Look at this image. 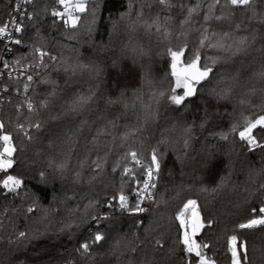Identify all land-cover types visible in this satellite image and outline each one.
<instances>
[{
	"label": "snow or ice",
	"instance_id": "1",
	"mask_svg": "<svg viewBox=\"0 0 264 264\" xmlns=\"http://www.w3.org/2000/svg\"><path fill=\"white\" fill-rule=\"evenodd\" d=\"M33 2L15 0L13 12L23 18V5ZM56 2L64 11L54 9L51 15L62 21L65 31L61 35L69 43L60 46L68 55H54L43 44L34 45L29 57L15 61L16 65L27 61L15 78L10 71L6 79H0V113L5 105L13 109L7 121L0 115V172L24 163L23 155L40 145L35 153L39 163L30 169L35 182L32 189L24 174H9L0 181V195L27 203L26 212L35 216L37 225L31 232L19 231L14 241L8 240L9 244L22 246L25 241L48 235L57 226L59 232L70 235L94 228L89 232L90 239L76 249L86 260L91 259L93 247L102 243L110 244L113 255L137 253L138 249L130 247L120 234L115 223L117 213L137 216L148 211L144 201L153 198L151 189L157 187L162 166L170 155L182 172L193 165V180L197 179L196 172L209 170L217 145L205 138L197 149L198 129L221 141L238 137L242 150L259 151L261 166H249L247 182L255 189L249 196L264 197V0H126L125 9L117 17L109 16L106 43L94 39L98 23L103 24L100 0H78L71 10L69 0ZM38 15H27V19ZM82 16L88 19L82 20ZM10 23L15 33L24 32L22 23L15 19ZM8 27H0V35L8 33ZM36 31L37 38L42 39L39 28ZM8 35L11 38L12 34ZM142 36L148 37V44L142 42ZM14 43L19 45L22 40L15 39ZM85 45L90 50L88 55L81 51ZM252 52L259 53L260 70L249 77L250 65H246L245 58ZM156 55L169 59L167 87L164 80L157 82L151 76ZM125 62H129V72L138 67L142 73L140 87L132 91L121 81ZM10 67L3 63L4 69ZM109 68L116 73L114 77ZM71 83L77 86L71 88ZM58 101L60 112L52 119H70L61 133L44 146L38 135L45 123L40 117ZM218 118L231 120L228 132L211 131ZM109 164L112 174H119L121 186L102 202L92 189L97 184L108 186L105 172ZM125 178L142 182L135 191V202L124 192L128 183ZM57 183L59 195H55ZM223 185L222 178L217 187ZM48 192L53 193L52 199L44 204L41 194ZM103 207L109 211L102 214ZM189 207L195 209L196 201L188 200L184 209ZM183 217V211L176 217L184 229L180 240L182 264H216L205 254L209 245L194 238L203 227L199 212H194L191 234ZM237 227H264V199ZM230 242L231 264H241L240 249L246 251V245L238 244L236 235ZM155 245L164 246L160 239ZM126 264H137L135 256ZM140 264L153 262L144 259Z\"/></svg>",
	"mask_w": 264,
	"mask_h": 264
},
{
	"label": "trees",
	"instance_id": "2",
	"mask_svg": "<svg viewBox=\"0 0 264 264\" xmlns=\"http://www.w3.org/2000/svg\"><path fill=\"white\" fill-rule=\"evenodd\" d=\"M12 4L13 0H0V24L8 19ZM91 7L92 5L89 4V8ZM125 7L126 0H100L99 11L103 18V24L98 23L97 25V34L94 36L97 43L107 42L109 16L117 17ZM54 9L58 10L56 0H34L32 4H28L27 14L37 13L39 15L38 18L34 16L32 20L26 18L25 30L17 38L21 39L22 43L14 46L13 58L15 61L21 57H29L33 46L40 44H43L54 55H60L62 52L65 56L68 55L60 46L69 42L61 35L65 31L61 26L62 21L51 15ZM84 19H88V17L82 16V20ZM37 28H39V36L42 39L37 38ZM141 40L148 44V37L142 36ZM256 47H260V45L257 44ZM81 51L85 55L90 53L86 45L81 48ZM253 57L256 58L255 61H253ZM25 63L27 61H22V64ZM245 63L250 65L247 71V76L250 77L254 71L260 70L259 53L252 52L245 58ZM168 64L169 59L162 55L154 56L151 63V76L157 82L164 80L165 87H167L165 77L170 73ZM129 66V62H125V71L121 76V81L127 85L129 91H132L140 87L142 73L138 67H133L129 72ZM108 72L113 77L116 75L110 68ZM61 84L63 85V81ZM76 86L75 83L69 84L71 88ZM83 86L87 88L88 85L84 84ZM16 102L13 90V103ZM100 107L103 109V103ZM12 112V105H5L3 113L0 115H3L7 121ZM59 112L60 101L51 111L43 113L40 117L45 123L38 135L44 146L61 133L65 121L70 119L62 117L60 120H53L52 117ZM13 119H15L14 116ZM191 119L192 116L189 114V120ZM230 124V119L218 118L213 123L211 131L228 132ZM197 131L200 139V143L195 144L197 149L205 142V138L217 145L209 170L196 172L197 179L193 180V165L184 167L182 172L181 165L176 163L174 157L170 155L166 158L165 165L162 166V176L157 180L153 198L145 204L148 211L137 216L117 213L118 220L115 223L120 229V234L126 237L130 247L138 249L137 253L126 252L124 256L113 255L110 251V244L102 243L93 247L91 259L86 260L76 249L80 243L90 239L89 232L94 231V228L89 231L81 229L70 235L68 232H59L57 226L48 235L25 241L22 246L18 247L15 243L9 244L8 240L14 241L19 231L31 232L37 225L35 216L26 212L27 203L18 197L9 196L5 199L3 195H0V221H2V225H0V237H2L0 240V264H126L127 259L133 255L137 264H140L144 259L151 260L153 264H182L181 257L184 255L181 251L183 245L180 243L182 228L176 217L190 199L196 201L194 210L201 214L203 221L207 225L209 221L212 222L199 238H195L198 243L209 245L207 249H204L209 258L214 259L216 264H231L230 238L232 235H236L238 244L246 245V251L240 249L243 253L241 264H264V227L243 230L237 227L239 223L245 222L250 217V209L253 206H260V201L264 199V197L257 198L258 194L249 196V192H254L255 189L247 182L249 166H261L259 151L249 153L242 150L238 137L230 136L228 141H221L218 137L209 136V132L206 130L198 129ZM234 140L235 143H233ZM16 143L19 145V140ZM129 144H133V141L130 140ZM133 146L139 147V144ZM39 148L40 145L37 144L28 150L23 155L25 162L14 166V169L1 173L0 181L9 174H24L23 178L29 181V188L32 189L35 182L31 179L30 169L39 163V157L35 155ZM105 176L107 178L105 183L108 186L97 184L92 189L95 198L102 202L111 198L121 186L119 174H112L110 164L106 169ZM222 178L224 185L217 187ZM125 179L128 180V178ZM140 184L134 180H128V183L125 184L124 192L131 202H134L135 191L140 187ZM202 188H207L209 191H202ZM214 188L217 190L212 191ZM59 194L60 184L57 183L55 195ZM52 195L51 192L42 193L41 202L50 203ZM100 211L104 214L109 210L103 207ZM36 215L38 216L39 213ZM157 239L162 241L163 247L155 245Z\"/></svg>",
	"mask_w": 264,
	"mask_h": 264
},
{
	"label": "built area",
	"instance_id": "3",
	"mask_svg": "<svg viewBox=\"0 0 264 264\" xmlns=\"http://www.w3.org/2000/svg\"><path fill=\"white\" fill-rule=\"evenodd\" d=\"M14 2H15V0H13L12 7H11V9L9 11L8 19L3 24H0V27H3L4 25H9L8 33L0 35V73H5V76L4 77H0V79H6V74H7V72H10V71L13 73V78H15L16 72L21 71L22 70V65H23V64L16 65L15 64V60L13 58V51H14V46H15L14 40L17 39L18 36L21 33H15L14 32V28L11 25L10 22L13 19H15L18 23H22L24 25V22H25V20L27 18V15H28L27 14L28 4L27 5H23L24 9L26 10V15H24L23 18H21V16L19 14H15L13 12ZM71 6H72V4H69V10H71ZM58 10L59 11H64L63 6L58 4ZM56 18L60 19L58 17H56ZM8 34H12L11 38H9ZM4 62L9 63L12 67H10L9 69H4L3 68V63ZM21 79L23 80V77H21ZM1 173H4V172H0V174ZM141 187H142V182H141L139 188H141ZM153 190L154 189H151L152 192H153ZM135 199H136V195L134 197V202H135ZM148 201H150V200L146 199L144 201V204H143L144 207H145V204ZM183 218L187 221V214L184 215Z\"/></svg>",
	"mask_w": 264,
	"mask_h": 264
},
{
	"label": "rangeland",
	"instance_id": "4",
	"mask_svg": "<svg viewBox=\"0 0 264 264\" xmlns=\"http://www.w3.org/2000/svg\"><path fill=\"white\" fill-rule=\"evenodd\" d=\"M77 2H78V0H69V4H72V5H74ZM182 211L184 212V215L187 214L188 231H189V234H191L193 214H194L195 210L192 209L191 207H189L188 209H184V207H183ZM183 231H184V229H182V237H183Z\"/></svg>",
	"mask_w": 264,
	"mask_h": 264
},
{
	"label": "water",
	"instance_id": "5",
	"mask_svg": "<svg viewBox=\"0 0 264 264\" xmlns=\"http://www.w3.org/2000/svg\"><path fill=\"white\" fill-rule=\"evenodd\" d=\"M196 212H198V211H196ZM199 214H200V213H199ZM200 219H201V221H202V223H203V227L200 228V230L196 233V235H195L194 238H199V237L202 235V233H203V231L205 230V228H206L207 226H210L209 224L207 225V224L203 221V218H202L201 214H200ZM193 220H194V214H193ZM192 223H193V222H192Z\"/></svg>",
	"mask_w": 264,
	"mask_h": 264
}]
</instances>
